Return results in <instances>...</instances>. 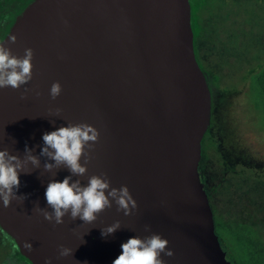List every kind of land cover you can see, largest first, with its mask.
Instances as JSON below:
<instances>
[{
    "label": "water",
    "instance_id": "1",
    "mask_svg": "<svg viewBox=\"0 0 264 264\" xmlns=\"http://www.w3.org/2000/svg\"><path fill=\"white\" fill-rule=\"evenodd\" d=\"M0 43L18 57L34 52L31 82L0 89V150L23 158L27 145L39 156L45 132L87 123L99 130V142L87 174L73 180L86 185L106 173L138 205L125 216L113 202L92 224L65 216L54 226L34 207L52 211L47 185L71 173L61 168L54 176L41 157L39 169L19 176L17 195L27 198L8 208L0 201V229L21 257L29 264H112L129 238L157 233L174 252L162 254L165 264H230L198 173L210 95L195 58L190 0H33ZM57 81L62 92L53 100ZM25 87L32 91L21 99ZM116 221L121 228L102 236ZM60 245L73 256L57 258Z\"/></svg>",
    "mask_w": 264,
    "mask_h": 264
},
{
    "label": "rangeland",
    "instance_id": "2",
    "mask_svg": "<svg viewBox=\"0 0 264 264\" xmlns=\"http://www.w3.org/2000/svg\"><path fill=\"white\" fill-rule=\"evenodd\" d=\"M12 1L13 13L31 2ZM190 5L195 58L210 95L209 151L198 173L216 217L214 232L230 264H264V99L256 85L264 70V0ZM5 244L11 247L4 236L0 264H29L6 258Z\"/></svg>",
    "mask_w": 264,
    "mask_h": 264
},
{
    "label": "clouds",
    "instance_id": "3",
    "mask_svg": "<svg viewBox=\"0 0 264 264\" xmlns=\"http://www.w3.org/2000/svg\"><path fill=\"white\" fill-rule=\"evenodd\" d=\"M16 40L17 37L12 35L9 43L14 44ZM33 58L34 52L31 48H26L23 57H18L12 53L11 48L0 43V89L11 87L19 90L22 86L28 85L33 78ZM30 91L32 89L25 87L21 99H26ZM61 92L62 86L57 81L51 85L49 95L55 100ZM60 111L56 109L57 113ZM99 137V130L92 125L68 123L67 127L61 126L43 134V146L39 156L34 155L35 149L27 145L23 158L12 154L7 148L0 150L2 206L8 208L12 201H24L27 198L24 195H17L21 185L19 176L21 173L31 174L32 168L39 169L40 158L45 157L43 164L45 171L52 172L55 176L59 169L66 168L71 173L62 182L51 180L48 183L45 197L52 211L39 207L38 203L34 207L46 221L54 226L60 225L64 223L65 216H68L71 221L79 218L83 223L92 224L97 220L99 213L112 207L113 202L118 212L122 211L125 216L132 215L138 205L129 188L126 185L120 188L112 187L106 173L88 177L86 185L82 184L80 179L73 180V177H83L87 174V165L91 161V153L95 144L99 142ZM120 228V222L116 221L103 228L101 234L107 237ZM145 231H150L149 225H145ZM168 245L169 241L157 233L143 238L131 237L121 244L122 252L112 264H165L162 254L168 257L174 255ZM23 246L29 251L32 250V244L29 242H25ZM58 252L57 258H67L74 254L73 249L64 245L59 246ZM45 264H52V259L47 258Z\"/></svg>",
    "mask_w": 264,
    "mask_h": 264
},
{
    "label": "trees",
    "instance_id": "4",
    "mask_svg": "<svg viewBox=\"0 0 264 264\" xmlns=\"http://www.w3.org/2000/svg\"><path fill=\"white\" fill-rule=\"evenodd\" d=\"M32 1V0H31ZM30 2V1H29ZM28 2V3H29ZM0 26L1 28L5 27L4 30V34L0 37V41L3 39V37L5 36V33L7 32L10 24L13 22L15 15L19 14V12L22 10V8L25 6H21L18 10H16V12L13 13V10L15 9L16 3L14 1H4V0H0ZM9 11V12H8ZM7 12L9 14H11L10 16H8L6 19L4 18L5 15L7 14ZM5 19V20H4ZM4 20V21H3ZM6 23L7 26H6ZM3 25V26H2ZM196 53V58H198L197 56V52ZM256 85L260 91V93L262 94V97L264 99V70H262L257 78H256ZM209 136L205 135V137L203 138V140L201 141V145H200V149H201V161L200 164L198 166V170L200 171V168L203 164L204 158L206 153L209 151ZM200 167V168H199ZM212 213H214L213 208H211ZM216 218V217H215ZM215 218L213 217V219L215 220ZM3 236L7 237L8 240L11 242V247L10 245L5 244L4 248L6 250V252L10 254V252H13L14 254L16 253V246L13 244V241L0 229V240L2 241V239L4 238ZM2 238V239H1Z\"/></svg>",
    "mask_w": 264,
    "mask_h": 264
},
{
    "label": "flooded vegetation",
    "instance_id": "5",
    "mask_svg": "<svg viewBox=\"0 0 264 264\" xmlns=\"http://www.w3.org/2000/svg\"><path fill=\"white\" fill-rule=\"evenodd\" d=\"M199 164H200V163H199ZM208 202H209V201H208ZM3 237H4V236H3ZM1 239H2V238H1ZM14 245H15V244H14ZM17 252H18V251H16L15 254H14L13 252H10V254H9V253L7 254L5 248L2 249V254L6 255V258H8L9 255H10V256H14V257H16V258H18V259H19V257H20V259H24L23 257L19 256V255H18L19 253L17 254ZM24 260H25V259H24Z\"/></svg>",
    "mask_w": 264,
    "mask_h": 264
}]
</instances>
